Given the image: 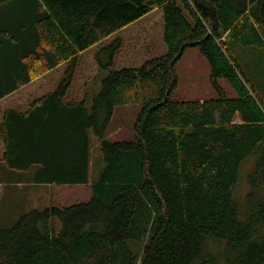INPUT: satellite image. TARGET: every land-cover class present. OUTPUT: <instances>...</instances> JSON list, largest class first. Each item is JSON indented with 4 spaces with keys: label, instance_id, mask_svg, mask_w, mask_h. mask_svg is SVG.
<instances>
[{
    "label": "trees",
    "instance_id": "1",
    "mask_svg": "<svg viewBox=\"0 0 264 264\" xmlns=\"http://www.w3.org/2000/svg\"><path fill=\"white\" fill-rule=\"evenodd\" d=\"M156 9L165 54L115 69L121 40L101 42ZM259 27L264 0H0V99L67 64L53 91L4 113L5 168L25 185L90 188L87 203L0 218V264H264V101L229 51L263 47ZM96 45L97 93L67 102L79 54ZM190 48L207 61L214 99H171ZM126 106L139 107L133 137L111 142ZM90 134L104 163L94 181Z\"/></svg>",
    "mask_w": 264,
    "mask_h": 264
},
{
    "label": "rangeland",
    "instance_id": "2",
    "mask_svg": "<svg viewBox=\"0 0 264 264\" xmlns=\"http://www.w3.org/2000/svg\"><path fill=\"white\" fill-rule=\"evenodd\" d=\"M258 31L263 41V47H240L235 45L231 46L229 51L252 90L264 101V28L259 27ZM162 36V16L159 11L154 10L144 16V18L142 17L141 20L126 26L101 42V46L109 44L114 38H119L122 47L114 57V68L138 67L145 61L160 56V53H164ZM98 47L93 46L79 56L71 86L65 97L67 102H78L81 92H84L89 95L87 100L90 104L93 96L97 93L101 80L105 75L104 72H98L96 65L95 56L101 48L98 49ZM66 66L67 64H62V69L54 71L44 78L46 84L42 88V92L52 90L54 88L51 86L52 82H60ZM174 71L177 77V86L171 94V99L205 101L216 97L215 91L210 86L209 66L198 49L190 48L185 50L175 64ZM218 86L227 98L235 96L227 81H218ZM138 111V106L116 108L107 130V140L111 142L130 141L133 137L132 127ZM89 140L91 143L90 168L94 181L100 175L104 163L98 151V143L92 134L89 135ZM1 158H3V155ZM250 167L251 163L243 167L242 175H240L237 182L235 199L240 209L244 208L245 195L248 194V185L245 178H247ZM2 168L8 174L4 175L0 172V218L11 217L12 220L31 209L42 211L48 207L64 208L89 201V186L34 185L30 179L29 184L25 185L24 181L26 179L16 174H10V171L5 168L3 161L0 162V171ZM52 221L59 226L57 221ZM131 246L134 250V244Z\"/></svg>",
    "mask_w": 264,
    "mask_h": 264
},
{
    "label": "crops",
    "instance_id": "3",
    "mask_svg": "<svg viewBox=\"0 0 264 264\" xmlns=\"http://www.w3.org/2000/svg\"><path fill=\"white\" fill-rule=\"evenodd\" d=\"M156 10L159 11L161 13V16H162L161 10H159V9H156ZM141 19H139V20H141ZM139 20H137V21H139ZM137 21H135V22H137ZM134 23H132V24H134ZM162 31H163V19H162ZM162 43H163L164 53H160V56L164 55L166 52V46L163 42V37H162ZM80 55L81 54H79V56ZM59 69H62V64L58 65L57 67H55L49 71H47L45 74L33 79L32 81H30L28 83H22L20 80H17L15 82V84H13L17 87V89L0 99V126L3 122V116H4V113L6 111H8V110L24 111L28 108V106L34 100L39 99V98L45 96L46 94L50 93L51 91H53L59 82H52L51 86H53L54 88L52 90L47 91V92H42V88L46 84V80L44 78H46L47 75L53 73L54 71L55 72L59 71ZM30 87H33V88H30ZM88 97H89V95H87V93L81 92L80 99L77 101L78 102L83 101L84 99H86ZM214 98L215 97H213L211 99H214ZM198 101H202V100H198ZM3 153H4V143L0 137V162L2 161L1 157H2ZM0 172L4 175L8 174L4 168H2Z\"/></svg>",
    "mask_w": 264,
    "mask_h": 264
}]
</instances>
